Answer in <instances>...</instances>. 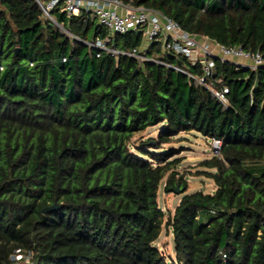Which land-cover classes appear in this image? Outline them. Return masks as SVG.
<instances>
[{"label": "trees", "instance_id": "trees-1", "mask_svg": "<svg viewBox=\"0 0 264 264\" xmlns=\"http://www.w3.org/2000/svg\"><path fill=\"white\" fill-rule=\"evenodd\" d=\"M121 1L264 54V0ZM53 14L81 39L109 34L85 13ZM142 40L115 35L119 49ZM149 54L202 74L200 62L162 53L159 43ZM211 81L229 88L228 106L171 67L99 55L36 0H0V264L15 249L33 252L32 264H264V67L216 59ZM150 128L157 136L136 142ZM189 132L223 145L200 162L214 192L184 194L168 217L169 261L155 245L165 214L159 188L165 179L166 192L187 191L172 144ZM55 201L62 206L43 212Z\"/></svg>", "mask_w": 264, "mask_h": 264}, {"label": "built area", "instance_id": "built-area-1", "mask_svg": "<svg viewBox=\"0 0 264 264\" xmlns=\"http://www.w3.org/2000/svg\"><path fill=\"white\" fill-rule=\"evenodd\" d=\"M44 17L56 25L72 39L79 40L99 51V55L107 53L118 57L125 55L138 60L140 64L154 62L171 67L193 78L197 83L207 87L224 105L228 106V87L219 89L211 81L215 60L233 63L237 68L256 70L264 67V54L246 51L241 47H226L209 36L191 33L175 20L154 8L135 6L121 0H36ZM56 8L65 13L67 18L79 17L85 13L94 19L96 25L108 30L105 37L93 40L81 39L73 35L63 24H60L53 12ZM142 33L141 45L130 51L116 46V34ZM155 43L160 44L162 53H174L186 57L191 63L202 64V74H196L186 66L170 63L167 60L152 56L149 50ZM222 139L212 138L214 155L222 148ZM34 253L15 249L10 256L11 264H32Z\"/></svg>", "mask_w": 264, "mask_h": 264}, {"label": "rangeland", "instance_id": "rangeland-1", "mask_svg": "<svg viewBox=\"0 0 264 264\" xmlns=\"http://www.w3.org/2000/svg\"><path fill=\"white\" fill-rule=\"evenodd\" d=\"M158 131V128H150L145 132L136 135V142L147 140L150 137H156ZM211 143L212 138H207L198 132H189L181 134L179 140L172 144L180 151L176 157H183L182 162L176 170L181 174H186L189 187L187 191L183 193H176L174 191L166 192L164 190V179L159 188L158 202L165 214L164 225L155 245L163 252L169 261L176 259V251L172 229L166 225L168 217L174 214V211L184 194H190L198 190L213 193L215 190L214 181L206 175L199 174V171L205 169L200 166V162L214 155ZM133 151L140 155L137 151Z\"/></svg>", "mask_w": 264, "mask_h": 264}, {"label": "water", "instance_id": "water-1", "mask_svg": "<svg viewBox=\"0 0 264 264\" xmlns=\"http://www.w3.org/2000/svg\"><path fill=\"white\" fill-rule=\"evenodd\" d=\"M16 51H18V48L16 49ZM172 190L176 193H183L185 191L184 188H179L178 186L172 187ZM61 206H62L61 203H58L55 201L51 206L45 207L43 209V212L55 211V210L59 209Z\"/></svg>", "mask_w": 264, "mask_h": 264}]
</instances>
